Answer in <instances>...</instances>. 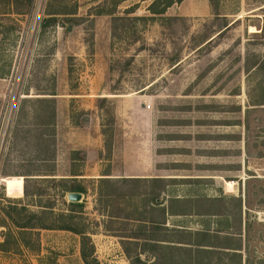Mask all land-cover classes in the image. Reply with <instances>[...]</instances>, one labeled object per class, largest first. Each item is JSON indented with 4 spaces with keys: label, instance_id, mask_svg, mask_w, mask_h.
Instances as JSON below:
<instances>
[{
    "label": "rangeland",
    "instance_id": "obj_1",
    "mask_svg": "<svg viewBox=\"0 0 264 264\" xmlns=\"http://www.w3.org/2000/svg\"><path fill=\"white\" fill-rule=\"evenodd\" d=\"M37 1L0 0V264H85L61 261L80 253L72 232L18 237L11 208L35 201L87 233L91 264H264V0H186L164 17L153 0H44L32 33ZM50 175L76 180H32ZM171 197L195 214L164 216ZM177 229L240 250L196 262Z\"/></svg>",
    "mask_w": 264,
    "mask_h": 264
},
{
    "label": "trees",
    "instance_id": "obj_2",
    "mask_svg": "<svg viewBox=\"0 0 264 264\" xmlns=\"http://www.w3.org/2000/svg\"><path fill=\"white\" fill-rule=\"evenodd\" d=\"M183 0H153L152 3L148 6L147 11L152 15V16H161L164 17V14L166 12V10L171 7L173 4H179L181 3ZM120 4V2H116L113 5V11L118 7V5ZM134 10L132 8H128L124 11V13L126 14H130L133 13ZM122 18H114V21L120 20ZM136 20H142L144 18H135ZM149 19H153V17L149 18ZM227 27V25H226ZM45 99V98H42ZM39 101V100H38ZM42 102H50L49 100H40ZM54 117V112H52L51 114V118ZM52 177L50 178H43V179H32V180H36L38 181H50L52 183H55L56 180H59L60 183L64 182L65 180H76V178L74 179H55L53 177V175H50ZM111 179H105L103 181H108ZM126 180V179H123ZM130 180H140V179H130ZM143 180H147V179H143ZM150 180H175V179H150ZM170 182V181H168ZM85 188H83L80 185H71L68 188L65 189V193L69 194V193H79V194H84L85 193ZM24 196L27 197V192L26 189L24 190ZM34 197L40 198L41 194L40 193H36L34 194ZM159 196H157L154 200H156ZM193 202L196 201H191V199H178L176 197H171L169 198L168 201V206L167 209L163 208V214L165 216V213L168 216H179V215H194L195 214V210L192 208V204ZM67 205L69 207H76L78 209H80V213L83 210V204L82 203H75V202H68ZM179 205H181L182 207H186V209H183L180 213L178 210H176ZM34 206L38 207L39 210L38 212H30L26 206L22 205L20 206L18 209L17 208H11L19 217V219L21 221H23L24 219H27L26 222H18L17 220H12V224L19 229V233H18V237L20 238V236H27V237H32L35 236V232L36 230H60V231H69L74 233L75 235L80 236V256L83 260V262L85 264H91L90 262H88V257H89V253L87 251V245L88 243H90L89 237L87 236V233L82 231V230H78L76 228H72L70 226H66L63 224L62 220L64 218L63 213H55L53 211L52 208L50 207H44L42 205L39 204V202L35 201ZM195 206V205H194ZM16 207V206H15ZM203 213V212H202ZM7 216L8 219H11L10 213H6L5 214ZM200 216H205L207 214H199ZM167 219V218H166ZM166 223H162V226L165 227ZM178 233H184L187 234L189 237V240H187L186 243L184 242H176L179 244H185L188 247V251H190L192 253L191 250L189 249H195L193 251L194 254H197L196 257V262L198 260L199 262V255H205L208 256L209 254L214 252L226 255V250H237L239 251L240 249H230L228 246V242L229 240H231V236H226L225 238H220L219 236H212L211 233L209 232V230H198V231H190V230H186V229H177ZM228 237V238H227ZM214 240L219 241L217 244L213 243ZM159 243L158 245L161 246H169L167 244H169L171 241L168 240H157ZM21 243H23V245L25 247H29L30 242L26 241L24 242V240H20ZM163 243H167V244H163ZM5 241L4 242H0V250L4 247ZM177 248H180V246H176ZM91 249V248H90ZM3 251V250H2ZM233 255H237L238 257H240V262H241V256H239L240 254L237 252H233Z\"/></svg>",
    "mask_w": 264,
    "mask_h": 264
},
{
    "label": "crops",
    "instance_id": "obj_3",
    "mask_svg": "<svg viewBox=\"0 0 264 264\" xmlns=\"http://www.w3.org/2000/svg\"><path fill=\"white\" fill-rule=\"evenodd\" d=\"M184 1H186V0H183L182 1V3H184ZM124 2V1H123ZM207 2H208V0H202V2H201V5H202V7H204V6H207ZM182 3H179L180 5L182 4ZM122 3H120L119 5H118V7L121 5ZM117 7V8H118ZM198 7H199V5H195L194 6V9H198ZM117 8H116V10H117ZM126 9V8H125ZM101 171V166H99V171H98V173H97V176H95L94 178L96 179V180H98V181H103V180H105V179H110V178H108V175H105V174H103V173H101L100 172ZM225 184H232L233 185V183L232 182H226ZM168 245V244H167ZM79 251L77 250L76 251V253H74V255H71V254H69V252L68 253H66V254H64L63 256H62V262H65V261H69L70 259H71V257H77L78 256V259H80V257H79Z\"/></svg>",
    "mask_w": 264,
    "mask_h": 264
},
{
    "label": "built area",
    "instance_id": "obj_4",
    "mask_svg": "<svg viewBox=\"0 0 264 264\" xmlns=\"http://www.w3.org/2000/svg\"><path fill=\"white\" fill-rule=\"evenodd\" d=\"M44 5H45L44 0H38L34 5L35 17H34V21L32 24V30H31L32 33H35L38 30L39 20H40V12L44 10ZM33 36H35V35L33 34Z\"/></svg>",
    "mask_w": 264,
    "mask_h": 264
},
{
    "label": "water",
    "instance_id": "obj_5",
    "mask_svg": "<svg viewBox=\"0 0 264 264\" xmlns=\"http://www.w3.org/2000/svg\"><path fill=\"white\" fill-rule=\"evenodd\" d=\"M67 198H68V201L69 202H80L81 198H82V195L79 194V193H69L67 195Z\"/></svg>",
    "mask_w": 264,
    "mask_h": 264
},
{
    "label": "bare ground",
    "instance_id": "obj_6",
    "mask_svg": "<svg viewBox=\"0 0 264 264\" xmlns=\"http://www.w3.org/2000/svg\"><path fill=\"white\" fill-rule=\"evenodd\" d=\"M226 186H227V188H228V190H230V189H232V184H226ZM230 194V193H229Z\"/></svg>",
    "mask_w": 264,
    "mask_h": 264
}]
</instances>
